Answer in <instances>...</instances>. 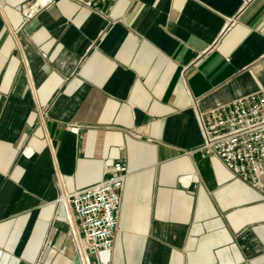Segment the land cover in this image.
<instances>
[{"label":"crops","instance_id":"1","mask_svg":"<svg viewBox=\"0 0 264 264\" xmlns=\"http://www.w3.org/2000/svg\"><path fill=\"white\" fill-rule=\"evenodd\" d=\"M263 87L264 0H0V264H264L197 120ZM116 160L113 246L79 248L64 196Z\"/></svg>","mask_w":264,"mask_h":264},{"label":"built area","instance_id":"2","mask_svg":"<svg viewBox=\"0 0 264 264\" xmlns=\"http://www.w3.org/2000/svg\"><path fill=\"white\" fill-rule=\"evenodd\" d=\"M201 149L217 156L233 174L264 193V87L207 110L198 109ZM73 131L76 126H70ZM126 166L116 160L100 181L65 194L74 213L78 246H113Z\"/></svg>","mask_w":264,"mask_h":264},{"label":"water","instance_id":"3","mask_svg":"<svg viewBox=\"0 0 264 264\" xmlns=\"http://www.w3.org/2000/svg\"><path fill=\"white\" fill-rule=\"evenodd\" d=\"M72 264H82V261L78 254L74 256Z\"/></svg>","mask_w":264,"mask_h":264}]
</instances>
